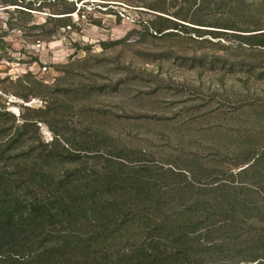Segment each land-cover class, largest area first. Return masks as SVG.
<instances>
[{
	"label": "trees",
	"instance_id": "1",
	"mask_svg": "<svg viewBox=\"0 0 264 264\" xmlns=\"http://www.w3.org/2000/svg\"><path fill=\"white\" fill-rule=\"evenodd\" d=\"M82 1L55 0L44 38L75 28ZM121 2L153 12L142 38L192 41L191 67L244 72L237 103L256 119L218 162L161 164L118 136L71 134L57 102L17 118L0 99V264H264V0ZM41 124L58 127L51 141Z\"/></svg>",
	"mask_w": 264,
	"mask_h": 264
},
{
	"label": "rangeland",
	"instance_id": "2",
	"mask_svg": "<svg viewBox=\"0 0 264 264\" xmlns=\"http://www.w3.org/2000/svg\"><path fill=\"white\" fill-rule=\"evenodd\" d=\"M44 1L0 0V99L17 118L33 115L27 107L47 113V103L57 102L71 134L118 136L161 164L196 156L213 164L247 134L256 116L237 103L249 95L246 74L191 67L184 57L193 54L192 41L142 38L139 19L153 18L152 11L123 0H83L72 14L75 28L44 38L55 27L41 25L62 7L52 0L44 8ZM103 42L120 43L103 49ZM32 80L55 95L31 94ZM53 131L41 124L44 141Z\"/></svg>",
	"mask_w": 264,
	"mask_h": 264
}]
</instances>
